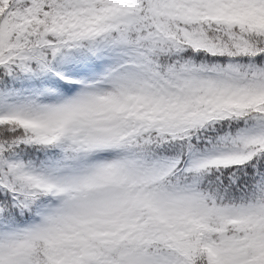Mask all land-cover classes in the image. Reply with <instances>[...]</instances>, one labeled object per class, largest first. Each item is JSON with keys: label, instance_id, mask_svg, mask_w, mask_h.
<instances>
[{"label": "snow or ice", "instance_id": "obj_1", "mask_svg": "<svg viewBox=\"0 0 264 264\" xmlns=\"http://www.w3.org/2000/svg\"><path fill=\"white\" fill-rule=\"evenodd\" d=\"M0 264H264V0H0Z\"/></svg>", "mask_w": 264, "mask_h": 264}]
</instances>
